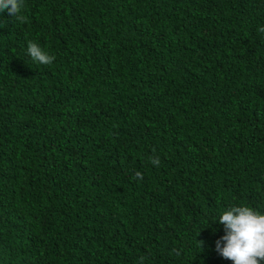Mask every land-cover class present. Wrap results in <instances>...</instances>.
Here are the masks:
<instances>
[{
    "label": "trees",
    "instance_id": "obj_1",
    "mask_svg": "<svg viewBox=\"0 0 264 264\" xmlns=\"http://www.w3.org/2000/svg\"><path fill=\"white\" fill-rule=\"evenodd\" d=\"M22 14L0 13V264H232L220 215L264 214V0Z\"/></svg>",
    "mask_w": 264,
    "mask_h": 264
},
{
    "label": "clouds",
    "instance_id": "obj_2",
    "mask_svg": "<svg viewBox=\"0 0 264 264\" xmlns=\"http://www.w3.org/2000/svg\"><path fill=\"white\" fill-rule=\"evenodd\" d=\"M23 8L24 0H0V13L6 11L22 23L25 22ZM257 31L264 33V27ZM27 50L38 64L48 66L56 59L34 41H28ZM150 162L157 167L160 165L158 156L150 158ZM135 177L142 178V174L137 172ZM218 223L223 225L225 235L216 241L215 250L223 259L232 264H264V214L251 206H233L223 211ZM200 243L203 246V241Z\"/></svg>",
    "mask_w": 264,
    "mask_h": 264
}]
</instances>
